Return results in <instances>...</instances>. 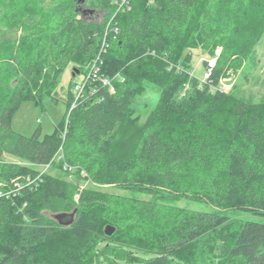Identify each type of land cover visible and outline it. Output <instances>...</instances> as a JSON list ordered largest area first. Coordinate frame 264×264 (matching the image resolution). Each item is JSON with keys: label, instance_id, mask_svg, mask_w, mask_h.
<instances>
[{"label": "trees", "instance_id": "trees-1", "mask_svg": "<svg viewBox=\"0 0 264 264\" xmlns=\"http://www.w3.org/2000/svg\"><path fill=\"white\" fill-rule=\"evenodd\" d=\"M79 1L0 0V153L19 160L0 159V264H264V100L219 85L260 42L264 0H85L112 13L97 25ZM196 49H220L207 81ZM93 63L53 134L12 130L24 101L56 100L59 75ZM148 86L159 98L142 120ZM49 163L125 194L74 201L73 183L39 177Z\"/></svg>", "mask_w": 264, "mask_h": 264}, {"label": "rangeland", "instance_id": "rangeland-1", "mask_svg": "<svg viewBox=\"0 0 264 264\" xmlns=\"http://www.w3.org/2000/svg\"><path fill=\"white\" fill-rule=\"evenodd\" d=\"M84 10H91L90 14L85 15V21L90 24H100L111 14L96 10L90 2L84 4ZM210 58L206 52L200 49L193 50L192 66L195 69L196 76H203L204 68L199 64V58ZM77 68V67H75ZM72 67L69 66L57 79L58 85L55 92L56 100L50 98L43 99L38 106L33 101H24L14 112L11 118V128L13 131L24 136L30 137L39 129L41 137L54 133L56 126L63 120L66 111V101L69 92V85L72 80ZM82 75L75 76V80H81ZM222 90L226 93L236 91L237 95L246 100L262 101L264 100V34L256 46L252 56L241 62L239 69H231L226 72L220 80ZM114 92V90L112 91ZM159 89L154 86H148L145 92L136 99L135 110L140 118L145 119L147 114L155 107L159 98ZM0 159L8 162H17L18 158L0 153ZM24 163V162H22ZM42 177L44 174L60 177L66 182H71L76 186L74 201L84 190H93L109 193L125 194L122 190H117L113 186H98L97 184L80 179L67 168L56 167L54 164H46L38 168ZM183 206L196 208L199 210H209L203 205L183 203ZM49 217V213H43Z\"/></svg>", "mask_w": 264, "mask_h": 264}, {"label": "built area", "instance_id": "built-area-1", "mask_svg": "<svg viewBox=\"0 0 264 264\" xmlns=\"http://www.w3.org/2000/svg\"><path fill=\"white\" fill-rule=\"evenodd\" d=\"M116 2H117V7H118L117 11L120 10V9L122 10L123 6L128 4L127 0H116ZM219 55H220V49H217L213 56H211L210 58L206 59V67H205V70H204L203 76H202V79L204 81H207L208 79H210L212 70L214 69V67L216 65V61H217V58H218ZM200 60L204 61V58H201ZM90 69L91 70L88 72L87 75H82L81 80L77 81L74 84V86H73L74 101H73L70 109L73 108L75 106V103L78 101L80 95L83 92L84 85L88 81H90V79L94 80V79H96V77H98V75H97L98 69H97V66H96L95 63H93L91 65ZM98 80L100 81L102 86L108 88L109 92L113 91V87L111 86V83H110V81L108 79L100 78ZM219 85L221 86V89H223L222 85L221 84H219Z\"/></svg>", "mask_w": 264, "mask_h": 264}, {"label": "water", "instance_id": "water-1", "mask_svg": "<svg viewBox=\"0 0 264 264\" xmlns=\"http://www.w3.org/2000/svg\"><path fill=\"white\" fill-rule=\"evenodd\" d=\"M78 3L81 5L80 11H81V14L83 16L91 13V10L82 9V7L85 4V0H80ZM78 74H79V70L74 68L72 70V77H74L75 75H78ZM53 218L56 221H58V223L60 225L67 227V226L72 224L73 218H74V213H71V214H58V215H54ZM114 230H115V228H113L112 226L108 225V226L105 227L104 233H105L106 236H111L113 234Z\"/></svg>", "mask_w": 264, "mask_h": 264}, {"label": "bare ground", "instance_id": "bare-ground-1", "mask_svg": "<svg viewBox=\"0 0 264 264\" xmlns=\"http://www.w3.org/2000/svg\"><path fill=\"white\" fill-rule=\"evenodd\" d=\"M34 184V183H33Z\"/></svg>", "mask_w": 264, "mask_h": 264}]
</instances>
